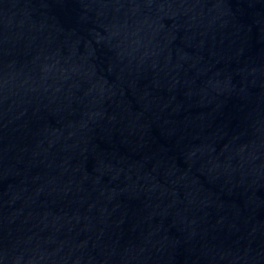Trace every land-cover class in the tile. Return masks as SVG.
Segmentation results:
<instances>
[{
    "label": "water",
    "instance_id": "95a60500",
    "mask_svg": "<svg viewBox=\"0 0 264 264\" xmlns=\"http://www.w3.org/2000/svg\"><path fill=\"white\" fill-rule=\"evenodd\" d=\"M0 264H264V0H0Z\"/></svg>",
    "mask_w": 264,
    "mask_h": 264
}]
</instances>
